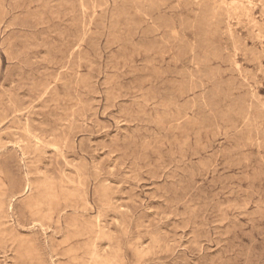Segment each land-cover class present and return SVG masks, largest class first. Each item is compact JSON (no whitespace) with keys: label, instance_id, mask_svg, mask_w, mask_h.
<instances>
[{"label":"rangeland","instance_id":"374dc122","mask_svg":"<svg viewBox=\"0 0 264 264\" xmlns=\"http://www.w3.org/2000/svg\"><path fill=\"white\" fill-rule=\"evenodd\" d=\"M0 264H264V0H0Z\"/></svg>","mask_w":264,"mask_h":264},{"label":"bare ground","instance_id":"6f19581e","mask_svg":"<svg viewBox=\"0 0 264 264\" xmlns=\"http://www.w3.org/2000/svg\"><path fill=\"white\" fill-rule=\"evenodd\" d=\"M55 137V136H54Z\"/></svg>","mask_w":264,"mask_h":264}]
</instances>
